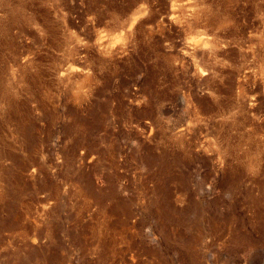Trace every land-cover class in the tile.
Here are the masks:
<instances>
[{
  "label": "rangeland",
  "instance_id": "374dc122",
  "mask_svg": "<svg viewBox=\"0 0 264 264\" xmlns=\"http://www.w3.org/2000/svg\"><path fill=\"white\" fill-rule=\"evenodd\" d=\"M0 264H264V0H0Z\"/></svg>",
  "mask_w": 264,
  "mask_h": 264
}]
</instances>
